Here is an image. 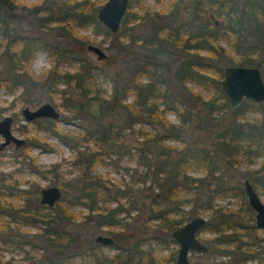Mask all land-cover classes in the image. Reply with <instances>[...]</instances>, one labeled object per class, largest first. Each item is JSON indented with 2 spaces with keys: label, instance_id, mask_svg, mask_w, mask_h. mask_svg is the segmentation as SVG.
<instances>
[{
  "label": "trees",
  "instance_id": "obj_1",
  "mask_svg": "<svg viewBox=\"0 0 264 264\" xmlns=\"http://www.w3.org/2000/svg\"><path fill=\"white\" fill-rule=\"evenodd\" d=\"M99 6L91 0H41L32 5L0 0V86L33 88L37 97L67 111L66 121L79 119L81 128L59 130L58 119H46L43 126L75 151L72 164L79 173L66 182L76 191L71 199L62 202V197L54 206L40 204L12 173L0 171V264L12 262L6 263L4 250L39 247L43 257L32 261L26 255L24 264H70L68 258L85 250L93 264L153 263L151 249L143 246L150 237L138 236L143 223L169 234L190 215L205 212L210 221L204 229L213 234L208 238L210 254L228 255L232 264H264L261 230L242 223L252 211L244 187L214 179L201 193L202 179L189 175L195 167L220 170L221 161L234 167L245 163V176L257 192L264 191V101L244 98L231 106L220 85L227 64L258 65L264 77V0H130L116 33L98 20ZM181 8L187 9L185 16ZM210 14L221 17L223 24L215 25ZM104 40L111 53L98 65L86 56V44ZM38 50L46 51L54 63L43 74L30 68ZM62 61L76 65L60 69ZM104 79L111 82L109 93L102 86ZM180 100L182 106L176 104ZM169 111L176 122L168 118ZM195 131L215 132L213 141L202 144ZM130 135L135 136L134 152L131 145L124 148ZM39 140L42 148L54 149ZM89 141L95 147L81 149ZM125 154L134 161L128 186L94 170L97 163L117 169ZM61 168L59 161L34 169L52 174L64 187ZM148 179L154 183L149 189L135 187ZM229 191L241 197L238 209L215 201ZM77 203L86 213L73 210ZM188 203L192 207L186 210ZM79 216L81 231L71 228ZM27 225L38 231L29 234ZM104 226L112 231L114 245L125 232L136 238L126 252L99 258L94 250L100 243L92 233ZM172 260L170 256L160 262Z\"/></svg>",
  "mask_w": 264,
  "mask_h": 264
},
{
  "label": "rangeland",
  "instance_id": "obj_2",
  "mask_svg": "<svg viewBox=\"0 0 264 264\" xmlns=\"http://www.w3.org/2000/svg\"><path fill=\"white\" fill-rule=\"evenodd\" d=\"M17 1L20 2V4H26V5H29V4L32 5V4H37L41 2V0H17ZM91 1L100 2V5H101L105 0H91ZM145 2L153 3V0H145ZM133 9L138 10L139 8L135 6L133 7ZM179 12L181 16H185L187 14V9L181 8ZM218 18H221V17H218ZM79 33L87 34L89 33V30L80 29ZM96 38L102 39V35H98ZM90 42L101 46L108 55L111 53L109 49L108 40H104L102 42H96V41H90ZM124 42L126 43V41ZM86 56L93 59L94 62L97 63L98 65L104 64V61L97 59L96 54H94L93 52L87 51ZM53 65L54 63L50 61V57L47 54V52L44 50H38L35 52L30 68L36 74H43ZM75 65L76 63H69L67 61H62L60 62L59 68L70 70V69H73ZM2 67H3V62L0 60V71L2 70ZM60 86L63 87V85H60ZM102 86L106 89L107 93L110 92L111 82L108 79L102 80ZM191 86L194 88V90L201 91V88L199 86L197 85H191ZM7 92L8 91L4 87L0 86V108L8 107V109H5L0 113V117L4 113L13 112V110L17 112L19 108L23 107L24 104H26L25 102H21L18 100L14 106L10 107L9 103L13 99H12V95L8 94ZM60 100H61V97L58 95L56 101L59 102ZM46 101L53 103L58 108V110H60L61 119L59 118L57 122V128L59 130L71 132V131L81 129L77 125L78 124L77 122H80L79 119H73L72 121H66L64 116L68 115L67 111H64L62 107L58 106L53 101L45 97H39V103L46 102ZM183 103L184 102L182 100L176 102L178 106H182ZM167 116L171 121L173 122L177 121V117L172 111H169L167 113ZM24 122L25 121L21 113L19 112L17 114V118L12 128L13 132L16 135H19V136L23 135L21 131L16 129V127H20V125L23 124ZM42 124L43 125H41V128H39V131L37 132V134L39 135V138H43L46 141L52 143L54 149L42 148L38 144L39 141H37L38 145H32L29 148V152L32 156H34L36 164L39 165L41 168H49L51 164L61 161L62 163L61 169L63 171V174H62V178L59 179L60 180L59 182L62 184H65L64 187L59 185V183L57 182L58 179H56L52 174H47V175L38 174V172L28 167L26 162L28 163L30 162V165H31V159H27L23 157L22 155L23 150H15L13 148L12 149L9 148L3 153L0 152V171L2 170L5 172H12L13 176H16L17 180L20 182V187L27 188L28 196L31 199H36V201H38V198H39V196H36V192H38L39 188H41L42 186L52 185V184L58 185L62 189V197H63L62 202H65L71 199L76 194V191L73 190L69 184H66L67 180H69L70 178H73V176L79 173L78 166L72 164L75 151L72 150L68 145L63 143L56 135H54V133L44 128L43 126L46 125V122L43 121ZM136 125H139V124H136ZM143 126H146L147 128H149L148 125H143ZM222 127H223V124L221 123L217 131L222 129ZM29 128H31L33 133L37 131V130L35 131V128L33 127L32 124L29 125ZM217 131L215 130V132ZM215 132L206 134L204 131H195L194 136L196 137L197 140H200L202 144L208 145L213 141V136ZM124 145H125L124 148H128L131 145L132 146L131 151L134 152L133 146L135 145V136L134 135L128 136ZM86 146H88L89 148H94L95 143H93L92 141H89L87 144L82 146L81 149H83ZM105 160H108V159L105 158ZM119 164H120L119 167L117 169H114L113 167H111L110 164L97 163L94 170L97 173L107 175L109 178H111L112 182L113 181L115 182L123 181L124 183L123 185L128 186L129 181L132 180L131 173H133V170H131V168H133L134 166V161L130 160V157L125 154L121 157ZM247 166H248L247 164L243 163L238 167H234V166L227 165L223 161H221L220 170H217L211 173L210 170H206L201 167H195L189 172V175L200 177L202 179L199 192L204 193L205 190L208 188L209 181H212L214 179H218L221 182V184L228 185V186L237 185L239 183L243 186V179L248 178L245 176L246 175L245 168ZM150 184L154 185L152 179H148L146 182L139 181L138 183H136L135 187L139 186L140 189L147 190L149 189V186H151ZM258 193L260 194L262 200L264 201V191H258ZM22 198H23L22 196H19L18 199L21 200ZM16 200L17 199H15L14 201ZM215 201L218 203H222L231 209H238L239 205L242 203L241 197L232 194L231 191H229L228 194L219 196ZM191 207H192V204L188 203L187 205H185L184 209L189 210ZM73 210L81 212V214H84L86 213L87 208L84 205L77 203L73 206ZM250 213L246 217V220L242 221L243 224H250V223L255 224L254 223V210L252 209ZM137 214L138 213L135 211L134 215H137ZM141 215L146 216V213L144 212V214H141ZM203 215L207 218V221H210L208 212H205ZM191 217L192 215H190L185 221H187ZM81 222L82 221L79 216L76 219V222L71 225V228H75L77 231H81V226H80ZM141 228L144 231L139 232L138 236L140 237L149 236L150 237L149 242L145 243L143 246L144 247L148 246L151 249V250H148V252L149 253L151 252L150 254L152 255V258H154L153 263L150 261H144V264H163L160 261H165L170 256H172V259H173L172 264H174V259L176 257L178 243L176 242L175 239L171 237V235H169L170 233L167 234L163 230L159 231L155 229L154 227L146 225L145 223L141 225ZM26 229L28 230L29 234H33L38 231V228L32 225H27ZM85 229H84V233L86 231ZM100 233L113 236L112 231H110L107 226H104L101 229H97L94 233H92V238H94L97 234H100ZM260 234L261 236H264V232L262 230ZM197 235L203 242H205L208 245L209 250L212 249L208 241V238L213 236V234L209 230L204 229L203 227L201 228V230L197 232ZM130 236L131 235L128 234V232L121 234V239H118L117 245L100 244V247L94 250L96 256L99 258L107 257L108 259H111V257L116 253L126 252L127 250H124V248L131 243V241L133 240L131 238H134V239L136 238L133 235H132L133 237L132 236L130 237ZM262 249L263 250H260V251H263V255H264V243H263ZM43 252L44 250H42L41 247H39L37 250H29L28 252H26L25 250H14V251L4 250L3 258L4 259L10 258L13 260L14 263L24 264L25 262H27V259L26 260L24 259L26 255L31 256L32 261L33 260L37 261L38 259L40 260V258L43 257L42 255ZM87 252L88 251L85 250L84 253H79L78 255H75L74 257H72V259L70 257L67 259V262L70 264H93L92 256L90 253H87ZM68 255L71 256L72 253H68ZM189 258H190L189 264H218V263L220 264V262L221 264H232L233 262V258L228 255H220V256L217 255L215 257L213 254H210L209 252L200 253V252L191 251L189 253ZM165 264H167V262ZM247 264H255V260H249Z\"/></svg>",
  "mask_w": 264,
  "mask_h": 264
},
{
  "label": "water",
  "instance_id": "obj_3",
  "mask_svg": "<svg viewBox=\"0 0 264 264\" xmlns=\"http://www.w3.org/2000/svg\"><path fill=\"white\" fill-rule=\"evenodd\" d=\"M130 0H105L96 11L98 20L111 32L116 33L121 21L129 6ZM215 25L223 24L220 18L210 14ZM87 51L96 54L97 59L103 60L108 57L105 50L93 43L86 44ZM223 92L228 97L231 106L237 105L244 98L256 102L264 101V77L262 69L252 64H227L223 67V75L220 79ZM23 113L28 120L36 117L47 116L51 119L60 118V110L51 102H43L34 109L23 108ZM12 117L7 115L0 120V133L4 137L0 147L11 140L17 144L24 142L11 132ZM244 192L250 207L254 210V222L257 228H264V202L248 178L243 179ZM62 198V189L58 185H46L40 188V203L47 206H54ZM207 218L204 215L196 214L185 221L182 225L173 228L170 235L178 243L175 264H189V252L197 250L204 252L208 246L198 236L197 232L205 226ZM94 241L104 245L114 244L112 235L97 234Z\"/></svg>",
  "mask_w": 264,
  "mask_h": 264
},
{
  "label": "flooded vegetation",
  "instance_id": "obj_4",
  "mask_svg": "<svg viewBox=\"0 0 264 264\" xmlns=\"http://www.w3.org/2000/svg\"><path fill=\"white\" fill-rule=\"evenodd\" d=\"M6 89V88H5ZM8 92V94H11L12 95V101L9 103L10 107L14 106L17 101H21V102H25L26 104H24L23 107L19 108V110L16 112L13 110V112H9V113H4L1 117H0V120L4 117V116H11L12 117V120H11V132L13 135H15L16 137L18 138H21V139H24V142L21 143V144H17L15 141L11 140L10 142H8L7 144H5L4 146L0 147V152H5L7 149L9 148H13L15 150H23V157L24 158H27V159H31V165H30V162H26V164L28 165V167H30L31 169L35 170V166L37 165L36 164V161H35V158L34 156H32L29 152V148L32 146V145H40V143H38L37 141L40 142L39 140V135L37 134V132L39 131V128L40 127V123L41 121H46V119H51L50 117H47V116H42V117H36L34 119H31V120H28L24 113H23V108L24 107H29L30 109H34L36 108L37 106H39L41 103H39V97H37V93L34 92V89L33 88H23V87H17V88H14V89H6ZM43 103V102H42ZM5 109H8L7 108H0V113L5 110ZM21 113L23 119H24V123L20 125V127H16V129H18L19 131H21V133L23 135L19 136V135H16L12 128H13V124L17 118V114L18 113ZM56 120V119H54ZM32 124L33 127L35 128V131L33 133V131L31 130V128H29V125ZM4 141V137L3 135L0 133V144L1 142ZM38 143V144H37ZM2 171V170H1ZM5 172V171H3ZM12 173V172H10ZM13 174V173H12ZM16 178V176H14ZM17 179V178H16ZM19 187H20V182H19ZM21 188V187H20ZM21 189H27V188H21ZM38 202L40 203V188L38 190ZM15 200V199H13ZM21 201H23V198L21 199ZM58 202V201H57ZM56 202V203H57ZM264 202V201H263ZM41 204V203H40ZM44 205V204H43ZM8 215L4 217V219H8ZM255 223V222H254ZM256 227V226H255ZM257 228V227H256ZM259 230H264V228H257ZM198 236V235H197ZM208 246V245H207ZM209 250V247L206 251L204 252H201V251H197V250H191V251H194V252H200V253H206L208 252ZM190 251V252H191ZM189 252V253H190ZM176 255H177V252H176ZM26 258H29L27 256H25ZM188 258H189V255H188ZM176 259V257H175ZM175 259H174V264H175ZM6 260V263L9 262L10 260L12 261L11 264H18V263H14L12 259H5ZM189 263H190V258H189Z\"/></svg>",
  "mask_w": 264,
  "mask_h": 264
}]
</instances>
